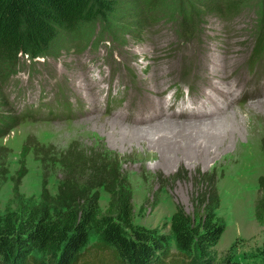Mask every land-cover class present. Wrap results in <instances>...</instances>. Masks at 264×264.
<instances>
[{"label":"rangeland","instance_id":"obj_1","mask_svg":"<svg viewBox=\"0 0 264 264\" xmlns=\"http://www.w3.org/2000/svg\"><path fill=\"white\" fill-rule=\"evenodd\" d=\"M224 25H220L219 30ZM253 26L254 23L251 30L244 34L247 39L251 36L249 34ZM132 27H136L131 29L136 31L134 37H120L128 55L119 72L114 75L107 64L95 66L94 69L101 71L104 79L102 84L99 81L95 94L91 92L94 83H88L84 75L75 76L74 82L84 83L90 92L82 91L79 97L75 95L72 99L73 113L61 120L51 122L44 117V109L37 108L46 103L58 83H66L70 90L77 89L72 78L86 70L78 52L72 51L73 46L59 58L64 66L62 72L57 71L53 61H48L49 66L38 73H31V76L16 73L6 80L11 83L9 92L14 105L10 108L0 103V113L9 118L13 116V121H10L15 127L3 129L6 134L0 139V148H3L0 151V207L4 209L12 199L13 178L17 176L23 162L27 175L22 180L20 192L26 197L40 199L46 176L49 192L56 195L62 177L57 161L61 153L75 144L80 150L95 149L117 156L133 187L135 224L157 228L163 234L171 235L170 221L177 208L182 207L192 215L193 201L198 197L206 199L210 192L207 184H196L193 179L199 172L216 171L221 198L218 214L224 218L227 227L215 251L223 254L236 243L235 259L239 264H259L258 250L264 242V225H260L256 219L255 203L259 196V179L264 177L261 150L264 101L234 112L230 109L229 114L223 117L215 115V121L208 117L206 119L213 122L206 120L207 126H203L199 123L189 124L199 120L201 115H209L202 112L172 114L170 119L164 120L169 123L164 122L155 117L164 110L163 103L150 100L145 111L149 117H154V121L147 118L149 121L140 123L141 119L145 120L142 110L144 101L148 97L157 98L158 87L166 94L174 84L187 86L183 75L185 66L173 60L167 63L159 85L152 69L149 73H143L146 63L140 61L153 55L159 41L154 31H147L145 38L139 40L142 25L133 22ZM206 29L211 37L219 34L216 25ZM129 70L136 74L137 87L129 83ZM206 77L207 86L203 95L218 110V98H225L228 93L214 82V73H208ZM219 79L221 82L222 79ZM228 87L235 97L236 87ZM110 95L116 100L113 104L108 100ZM34 109H37L36 114L31 116ZM19 112L29 118L27 122L15 123ZM136 117L139 118L133 122ZM129 126L136 129H130ZM35 148L47 152L50 158L38 156ZM168 151L170 155L166 154ZM181 170L188 172L182 180L176 177ZM99 192V203L105 211L110 196L104 189ZM95 239V235H92L91 244ZM171 245L175 251L174 241H171Z\"/></svg>","mask_w":264,"mask_h":264},{"label":"trees","instance_id":"obj_2","mask_svg":"<svg viewBox=\"0 0 264 264\" xmlns=\"http://www.w3.org/2000/svg\"><path fill=\"white\" fill-rule=\"evenodd\" d=\"M224 1L235 8L256 3L261 18L257 36L264 44V0H0V103L6 107L1 80L16 72L23 55L59 58L72 41L91 39L98 25L123 43L120 37H134L132 23H139L142 40L152 9L180 15L182 24L190 26L219 14ZM10 119L13 116L0 113V139L6 134L3 129L15 127ZM38 148V156L50 158ZM261 150L264 156V137ZM57 162L62 177L56 195L49 192L46 176L40 199L20 192L27 175L25 162L13 178V197L0 207V264H239L236 243L223 254L215 251L227 227L218 214L216 171L196 175L193 182L207 184L210 192L206 199L193 201L192 215L178 207L170 221L171 235H166L135 224L133 187L117 156L71 144ZM187 175L181 170L176 177ZM100 189L110 196L105 211L99 203ZM255 215L264 225V177L259 179ZM258 256L264 264V242Z\"/></svg>","mask_w":264,"mask_h":264},{"label":"bare ground","instance_id":"obj_3","mask_svg":"<svg viewBox=\"0 0 264 264\" xmlns=\"http://www.w3.org/2000/svg\"><path fill=\"white\" fill-rule=\"evenodd\" d=\"M93 89H94V88H93ZM262 106H263V105H262ZM260 108H261V107H260ZM262 111H264V109H262ZM262 113H263V112H262ZM213 116H215V115H210V114H209V115H204V116L201 115V116L199 117V120L194 121V123H191V122H192V121H191V122H189V124L191 125V124H198V123H199V125H200V124H204L203 126H207V123H208L207 121L209 120V122H210V121L213 122V120H211V119H206V118H208V117H212V119H214ZM216 117H217V116H216ZM149 119H153V117H149ZM182 119L184 120L185 118H182ZM206 120H207V121H206ZM215 120H217V119H214V121H215ZM145 121H147V120H143V119H141L139 122H140V123H146ZM153 121H154V120H153ZM197 121H200V122H197ZM164 122H167V121H164ZM184 122H185V123H184ZM206 122H207V123H206ZM167 123H169V122H167ZM173 123H174V122H173ZM183 123L186 124V121H183ZM170 124H171V122H170ZM179 124H180V123H179ZM163 125H164V124H163ZM176 125H177V124H176ZM166 126H167V125H166ZM173 126H174V125H173ZM174 127H175V126H174ZM185 127H186V125H185ZM129 128H130V129H136L135 127H130V126H129ZM165 128H166V127H165ZM169 153L171 154L170 151L166 152V154H169ZM166 154H163V153H162V155H166ZM170 154H169V155H170ZM167 156H168V155H166V157H167ZM238 199H239V198H238ZM242 200L244 201L243 198H242ZM239 201H240V200H239ZM240 202H241V201H240ZM246 202H247V201H246ZM243 203H244V202H243ZM241 205H243V204H241ZM245 207H246V206H245ZM242 208H243V207H242ZM242 212H243V211H242ZM242 214H243V213H242ZM245 215H246V214H245ZM247 215H248V214H247Z\"/></svg>","mask_w":264,"mask_h":264}]
</instances>
